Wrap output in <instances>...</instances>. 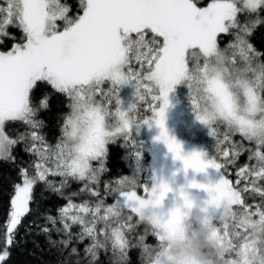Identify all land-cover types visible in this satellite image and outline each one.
Segmentation results:
<instances>
[{
	"label": "snow or ice",
	"instance_id": "1",
	"mask_svg": "<svg viewBox=\"0 0 264 264\" xmlns=\"http://www.w3.org/2000/svg\"><path fill=\"white\" fill-rule=\"evenodd\" d=\"M70 11L61 0H0V45L4 38L16 39L8 28L22 33L19 43L0 51V160L15 163L17 145L36 158L20 168V181L13 185L0 264H7L19 245L15 237L28 215L43 217V225L32 221L36 234L61 252L70 248L69 257H79L72 244L90 239L87 264L109 247L123 259L132 246L130 234L143 222L147 227L137 241L142 264H156L151 256L168 255L193 209L202 214L201 226L225 264H264V59L248 40L252 28L264 22L258 18L264 0H210L206 6L197 0H78L76 14ZM241 15L248 19L241 22ZM45 87L68 101L62 136L54 145L40 132L38 115L49 107V96L36 92ZM126 87L134 97L127 106L121 96ZM178 87L186 89L194 120L215 138V154L185 152L170 134L169 96ZM139 101L146 109L137 119ZM7 122L29 130L11 138L5 134ZM144 127L158 128L154 142L166 147L173 163L180 162L169 177L155 170L144 174ZM221 128L227 130L223 139ZM237 133L250 148L231 141ZM118 139L134 170L131 178L117 180V187L106 185L103 195L114 194V203L105 205L96 185L106 170V146ZM242 152L248 162L237 166ZM93 161L100 162L99 169ZM229 166L236 168L235 185L225 176ZM201 173L206 179L197 181ZM70 179L84 186L66 195ZM40 185L68 201L58 216L40 213L35 195ZM245 193L259 201L249 203ZM81 194L94 200L75 203ZM53 232L61 239L52 240ZM147 235L154 246L144 242ZM169 260L193 264L183 253Z\"/></svg>",
	"mask_w": 264,
	"mask_h": 264
},
{
	"label": "trees",
	"instance_id": "2",
	"mask_svg": "<svg viewBox=\"0 0 264 264\" xmlns=\"http://www.w3.org/2000/svg\"><path fill=\"white\" fill-rule=\"evenodd\" d=\"M198 6H205L210 0H197ZM61 3L67 4L71 11L69 12L70 16H74L78 10V0H61ZM258 18L261 21H264V12L258 14ZM241 22H245L248 18L244 15L240 16ZM8 32L16 37L15 40L4 38V44L0 45V51L8 50L13 43H19L22 37V33L15 27L8 28ZM249 43L252 44L253 48L261 54V59H264V22L258 23L252 28L251 35L248 37ZM229 41L225 40V44ZM49 96V107L45 110H41L38 119L43 121V127L40 129L41 134L44 136L48 144L54 145L62 136V126L63 120L69 111L68 101L66 97H63L61 94L56 93L54 90H51L49 87L41 88L40 91L36 92L37 97L42 95ZM178 98L184 103L187 102L185 95H182V92L178 90ZM144 109H146V104L142 101ZM145 105V106H144ZM144 109L141 111L139 116L144 115ZM29 129L26 126L18 122H7L5 125V134L11 138L18 137L21 133L28 131ZM227 130L224 128L220 129V139H223V134ZM140 139L144 143L142 149V167L144 169V174L149 173L150 163H151V153L149 149V143L144 139V136L140 134ZM231 141L243 145L245 148H250L251 145L243 140V138L237 133L230 137ZM193 140L197 143H200L204 150L209 154L216 153V140L208 136L207 132L197 134L193 137ZM226 144H221L220 147H226ZM108 154L104 159L103 167L106 169L99 173V183L96 185V189L103 195L106 190V185L112 188L117 187L116 181L122 179L123 177H132V171L134 170L130 166V154L126 153L125 147L122 140H117L115 143H109L107 146ZM13 156L16 157L15 163L0 160V248L3 247L4 241V232H5V222L8 219V212L10 207V197L13 194V185L20 181L19 170L21 167H26L32 160L36 159L30 153L23 151V145L14 146L12 150ZM248 153L242 152L240 157L237 160V166H242L248 162ZM134 159V158H133ZM222 160V158H221ZM180 165H168L166 168L162 169L161 174L165 177H169L171 171L175 167ZM236 168L229 166L225 172L227 179L233 182L235 185L236 181ZM57 182L60 180L59 177L53 178ZM139 179L143 181L144 177L140 176ZM180 183L184 182L183 173L178 177ZM204 181V179H201ZM84 182L72 181L69 180V187L65 189V194L68 195L72 192H79L83 188ZM243 187V184L239 185ZM138 193H142V190L138 189ZM35 195L39 200V211L41 214H49L53 216L59 215V209L63 207L68 201L60 197L51 191L45 190L43 185L37 187ZM198 198L204 196V193L200 192L195 194ZM248 199L249 203H257L259 197L252 199L248 197V194H244ZM75 203H81L83 200H90L92 202L94 198H89L86 194H81L80 196L73 198ZM103 200L105 205H111L114 203V194L113 195H103ZM35 207V205H33ZM128 210H125L127 213ZM133 219L136 221L138 218L134 216ZM36 220L34 215H28L23 218L21 225L18 228L16 234V241L19 242L18 246H14L11 249L10 259L7 261V264H76L77 259H83L84 264L91 259L84 255L85 247L91 243V240L85 238L82 242H76L71 246L77 248L79 257L68 256V251L64 250L61 252L53 245L49 244L47 238L44 234L37 235L35 226L32 225V221ZM38 224L43 225L45 221L43 217L39 220H36ZM31 227L32 231L29 234V228ZM147 225L143 222L139 223L136 227V231L130 234V239L132 240V246L127 250L126 256L121 259L119 253L114 254L111 248L108 250L99 249L97 251V258L95 261H92V264H142V247L138 245V236L145 233V228ZM76 231H79V226L75 227ZM52 240H60L61 237L52 233ZM146 244L154 246L156 241L154 237L147 235L145 237ZM70 246V247H71Z\"/></svg>",
	"mask_w": 264,
	"mask_h": 264
},
{
	"label": "rangeland",
	"instance_id": "3",
	"mask_svg": "<svg viewBox=\"0 0 264 264\" xmlns=\"http://www.w3.org/2000/svg\"><path fill=\"white\" fill-rule=\"evenodd\" d=\"M206 6V5H205ZM62 23V22H61ZM2 51V50H1ZM107 85H105V89ZM178 90L182 92V95H185L186 98V89L183 87H178L176 91L169 96L170 107L167 111V127L170 131V134L174 135L184 147L185 152H191L193 150H204L200 143H196L191 141L187 136L190 132L198 131L202 128L198 122L194 120V117L190 111L189 101L186 103L181 101L178 98ZM121 96L124 99L125 106L133 102V90L131 88H124L121 90ZM101 98L97 97L99 101ZM145 106V105H144ZM111 107V106H109ZM144 109L142 101L138 102V112L135 114H141V111ZM158 128L152 127L148 129L147 127L142 128L140 134L144 136V139L149 143V149L151 153V163H150V172L155 170L157 173L161 174L162 169L166 168L168 165H180V162L173 163L171 156L166 155L167 149L166 147L159 142H154V137L158 135ZM93 167L96 169L100 168L99 161H93ZM211 172V170H209ZM189 179L193 177V173L189 171L188 173ZM195 179L197 181H201V179H206L204 174H196ZM194 194H198L196 190H193ZM143 194V193H138ZM202 214L197 210L193 209L191 211L190 216L187 218L186 223L188 225L187 230L181 229L180 234L176 239L170 242V246L167 249L168 255L159 254L152 255L151 259L156 262V264H170L169 255L175 256L178 253H183L185 256L189 257L193 264H212V256H211V248L206 247L209 243H211L207 236L204 235L206 229L201 226ZM6 231V229H5ZM212 244V243H211ZM213 245V244H212ZM214 246V245H213ZM214 250H218L215 246ZM203 251L207 256V260H201L197 258V253L199 251ZM220 253V251H219ZM220 258L221 253H220ZM223 260V259H222ZM224 264L225 261L223 260Z\"/></svg>",
	"mask_w": 264,
	"mask_h": 264
},
{
	"label": "clouds",
	"instance_id": "4",
	"mask_svg": "<svg viewBox=\"0 0 264 264\" xmlns=\"http://www.w3.org/2000/svg\"><path fill=\"white\" fill-rule=\"evenodd\" d=\"M204 235L207 236L208 235L207 232H205ZM206 247L213 248L214 246L211 243H209L208 245H206ZM196 255L198 259L201 260L208 259V256L202 250L199 251ZM212 264H224L223 260L220 258L219 250H214Z\"/></svg>",
	"mask_w": 264,
	"mask_h": 264
},
{
	"label": "bare ground",
	"instance_id": "5",
	"mask_svg": "<svg viewBox=\"0 0 264 264\" xmlns=\"http://www.w3.org/2000/svg\"><path fill=\"white\" fill-rule=\"evenodd\" d=\"M207 132V130L206 129H200V130H198V131H193L192 130V132H190V134H188V138L191 140V141H194L193 140V137L195 136V135H197V134H201V133H203V132ZM195 142V141H194ZM198 143V142H197ZM202 147V146H201ZM204 148V147H203ZM151 166V165H150ZM150 169L151 168H149V172H150ZM162 175V174H161ZM210 252H211V256H212V258H213V254H214V249L213 248H211V250H210Z\"/></svg>",
	"mask_w": 264,
	"mask_h": 264
},
{
	"label": "flooded vegetation",
	"instance_id": "6",
	"mask_svg": "<svg viewBox=\"0 0 264 264\" xmlns=\"http://www.w3.org/2000/svg\"><path fill=\"white\" fill-rule=\"evenodd\" d=\"M195 195V194H194Z\"/></svg>",
	"mask_w": 264,
	"mask_h": 264
}]
</instances>
